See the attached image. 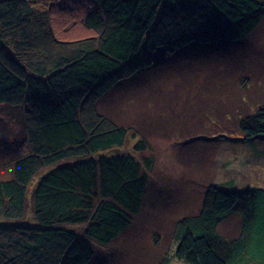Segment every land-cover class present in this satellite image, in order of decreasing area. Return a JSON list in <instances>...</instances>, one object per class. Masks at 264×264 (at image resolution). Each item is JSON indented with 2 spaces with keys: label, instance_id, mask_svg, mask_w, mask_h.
<instances>
[{
  "label": "trees",
  "instance_id": "1",
  "mask_svg": "<svg viewBox=\"0 0 264 264\" xmlns=\"http://www.w3.org/2000/svg\"><path fill=\"white\" fill-rule=\"evenodd\" d=\"M75 1L0 0V108L22 112L12 175L0 176V264H88L94 245L115 241L148 178L134 154L109 151L129 132L100 102L157 59L182 64L192 45L244 40L264 14V0H83L89 34L72 39L51 12ZM207 50L199 61L212 63ZM240 128L259 153L264 104ZM234 215L237 232H220ZM176 241L187 264H264V185L210 184Z\"/></svg>",
  "mask_w": 264,
  "mask_h": 264
},
{
  "label": "rangeland",
  "instance_id": "2",
  "mask_svg": "<svg viewBox=\"0 0 264 264\" xmlns=\"http://www.w3.org/2000/svg\"><path fill=\"white\" fill-rule=\"evenodd\" d=\"M85 3L52 9L58 33L72 39L89 34L80 18ZM205 49L212 50V63L199 61ZM188 53L182 64L157 59L99 104L129 132L120 149L109 151L134 154L148 185L129 227L109 245H94L88 264H187L175 256L178 222L197 212L206 188L231 182L240 188L264 185V140L257 141L259 153L240 140L241 115L264 104V14L244 40L196 44ZM21 114L17 108H0L2 178L12 175ZM140 142L144 146L136 149ZM238 224L239 216H231L220 232L235 233Z\"/></svg>",
  "mask_w": 264,
  "mask_h": 264
}]
</instances>
